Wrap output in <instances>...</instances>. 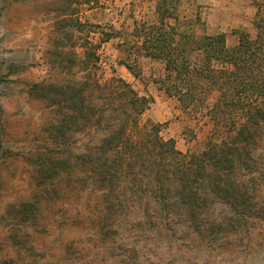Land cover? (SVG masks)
I'll use <instances>...</instances> for the list:
<instances>
[{"label": "trees", "instance_id": "16d2710c", "mask_svg": "<svg viewBox=\"0 0 264 264\" xmlns=\"http://www.w3.org/2000/svg\"><path fill=\"white\" fill-rule=\"evenodd\" d=\"M175 2L161 0L153 20L134 19L125 36L113 27L115 33L100 43L121 36L123 64L135 76L141 57L162 64L155 82L184 111L203 108L217 93L207 111L214 125L203 149L183 152L174 138L163 137L160 123L142 122L154 97L117 75L101 80L95 55L101 44L88 38L82 42L85 76L34 87L57 106L62 126L81 122L89 138L75 157L83 190L93 196L90 214L101 240L127 244L129 261L157 235L169 238L171 249L179 239L185 242L180 246L189 239L210 243L264 218L258 197L264 183V20L255 38L240 33L230 45L225 33H201L179 21Z\"/></svg>", "mask_w": 264, "mask_h": 264}, {"label": "rangeland", "instance_id": "374dc122", "mask_svg": "<svg viewBox=\"0 0 264 264\" xmlns=\"http://www.w3.org/2000/svg\"><path fill=\"white\" fill-rule=\"evenodd\" d=\"M106 1L0 0V264H264V218L210 243L189 239L187 246H180L185 242L179 239L171 249V240L157 235L155 244L148 242L145 253L132 261L127 244L100 239L97 220L90 214L93 196L83 190L75 157L89 137L81 122L62 126L57 106L38 96L34 87L87 74L83 38L96 46L106 34L115 33L110 21L116 13L106 10L111 6ZM91 8L98 9L89 12ZM99 17L105 20L97 23ZM122 32L125 36L127 27ZM121 40L113 36L95 51L100 79L117 75L154 97L149 109L172 111L160 123L163 137L174 138L183 152L203 149L214 125L207 111L217 93L203 108L183 110V121L175 124L173 105L178 102L168 100L155 82L163 67L140 59L135 76L123 64L127 46ZM148 119L154 122L146 110L141 120ZM258 197L264 202L263 182Z\"/></svg>", "mask_w": 264, "mask_h": 264}, {"label": "crops", "instance_id": "0c3cea01", "mask_svg": "<svg viewBox=\"0 0 264 264\" xmlns=\"http://www.w3.org/2000/svg\"><path fill=\"white\" fill-rule=\"evenodd\" d=\"M161 0H107L111 6L107 7V11L116 13L111 18L110 23L115 29L121 31L127 27L132 29L134 19L141 20H153L157 6ZM112 3L114 6H112ZM175 9L179 15V21L190 22L198 27V31L201 33L216 35L219 33H225L227 36V42L230 45L238 43L240 33H246L251 38H255L259 32L258 23L264 20V0H176ZM98 8H91L89 12H94ZM118 12V13H117ZM96 15L98 13H93ZM97 23L103 22V18H95ZM108 20V18H106ZM172 21H174L172 19ZM122 37H116L119 39ZM120 42H123L121 40ZM123 46V45H122ZM140 59H150L141 57ZM139 59V60H140ZM152 60V59H150ZM154 61V60H152ZM157 62V61H155ZM159 63V62H158ZM160 64V63H159ZM163 67V65L161 64ZM135 77L132 78L134 80ZM162 94L163 91L159 90ZM166 95V94H165ZM168 100H172V97L166 95ZM169 102V101H168ZM157 108H151V118L154 122L162 123L169 114L172 112ZM173 111L176 112L177 118L175 124H178L183 115H181L180 106L176 103L173 105ZM177 134V133H174ZM181 136H177L176 139ZM189 144L186 146L188 150Z\"/></svg>", "mask_w": 264, "mask_h": 264}]
</instances>
